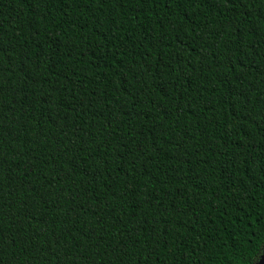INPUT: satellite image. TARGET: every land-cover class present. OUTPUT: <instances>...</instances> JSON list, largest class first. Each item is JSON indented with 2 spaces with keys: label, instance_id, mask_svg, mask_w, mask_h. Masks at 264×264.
Listing matches in <instances>:
<instances>
[{
  "label": "trees",
  "instance_id": "16d2710c",
  "mask_svg": "<svg viewBox=\"0 0 264 264\" xmlns=\"http://www.w3.org/2000/svg\"><path fill=\"white\" fill-rule=\"evenodd\" d=\"M264 0H0V264H255Z\"/></svg>",
  "mask_w": 264,
  "mask_h": 264
},
{
  "label": "water",
  "instance_id": "95a60500",
  "mask_svg": "<svg viewBox=\"0 0 264 264\" xmlns=\"http://www.w3.org/2000/svg\"><path fill=\"white\" fill-rule=\"evenodd\" d=\"M255 264H264V247L262 249L261 255L258 259V261Z\"/></svg>",
  "mask_w": 264,
  "mask_h": 264
}]
</instances>
